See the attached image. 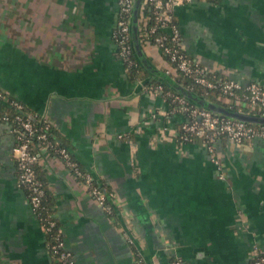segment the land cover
Listing matches in <instances>:
<instances>
[{
  "label": "crops",
  "instance_id": "0c3cea01",
  "mask_svg": "<svg viewBox=\"0 0 264 264\" xmlns=\"http://www.w3.org/2000/svg\"><path fill=\"white\" fill-rule=\"evenodd\" d=\"M118 0H0V86L47 117L114 211L42 149L44 178L74 264H252L264 253V139L180 141L184 115L146 84L171 79L158 45L133 26L146 69L133 79L112 32ZM186 52L207 69L264 86V0L175 7ZM15 137L0 120V264H58L26 190ZM132 237L133 241L129 238Z\"/></svg>",
  "mask_w": 264,
  "mask_h": 264
},
{
  "label": "built area",
  "instance_id": "2783aa9c",
  "mask_svg": "<svg viewBox=\"0 0 264 264\" xmlns=\"http://www.w3.org/2000/svg\"><path fill=\"white\" fill-rule=\"evenodd\" d=\"M118 1L117 25L112 35L117 43L118 54L128 69L136 62L133 56L135 54L133 19L136 0ZM191 1L193 0H142L140 5L144 3L145 9L149 8L151 12H147L148 15L141 20L143 23L139 25L140 35L156 43L182 74L192 77L196 82L209 88H220L225 96L238 101L235 105L243 107L246 102L257 104L261 107L259 110L248 111L264 115L263 85L256 81L243 84L235 78L210 71L198 59L186 52L179 24L175 20V7ZM165 72L174 74L170 68L165 69ZM162 88L163 86L158 84L153 89L159 92ZM169 96L172 108L184 115L177 135H180L185 142L202 139L211 153L212 160L218 166H221L215 146L218 138L226 136L237 142H242L244 138L264 139V124L254 127L249 124L251 122L193 104L184 94L169 92ZM0 120L8 123L9 130L15 137L13 152L18 171L17 183L26 190L31 208L47 235L52 253L58 257L60 264H74L73 251L66 244L62 230L57 225L55 213H44L45 183L37 175L42 149L50 150L62 158L72 172L85 181L96 202L109 212H112L115 192L99 184L90 171L80 167L71 149L61 145L55 138L53 124L47 117L29 109L21 99L1 86ZM129 240L133 241V238L130 237ZM172 264H189V262L176 257ZM252 264H264V253L258 252L254 255Z\"/></svg>",
  "mask_w": 264,
  "mask_h": 264
},
{
  "label": "trees",
  "instance_id": "16d2710c",
  "mask_svg": "<svg viewBox=\"0 0 264 264\" xmlns=\"http://www.w3.org/2000/svg\"><path fill=\"white\" fill-rule=\"evenodd\" d=\"M146 11L147 12H151L149 8H147ZM175 20H176V18H175ZM152 22L153 21L151 20L150 23H152ZM142 23L143 22H140V24H142ZM140 36L142 38H146L143 35H140ZM133 56L135 57V61L136 62L131 67H128L127 70L129 72V75L133 79H144L145 76L147 75L146 74V69L142 65L141 61L137 59L136 55L134 54ZM164 56H166V58L175 66V63L172 62L168 58L167 55L164 54ZM167 75L171 78V79H169V78L166 79V80L170 81V84L169 83H165L163 80H149V81H146V84H148L152 88H154L158 84H161L163 86V88H162V90H160V92L165 94L168 97V100H170L169 92H173V93H176V94L183 95V92L187 91V92L192 93V94H194L196 96L205 97L209 101L216 102V103L222 104V105H226L227 107H230V108L239 109V110H243V111H248L247 108L241 107L239 105L232 104V103L224 100L223 96H225V95L223 94V92H222V90L220 88H209V87H207L205 85H202L201 83L196 82L192 77H189V76H186V75L182 74L178 69H177L176 72H174V74H167ZM223 76H225V75H223ZM189 101L191 103H193V104H197L194 100H192V98L191 99L189 98ZM220 114H224V113H220ZM185 116L188 117L187 114H185ZM249 124L253 125L254 127H259L260 126L259 123L251 122ZM221 138H227V137L226 136H222ZM178 139L180 141H182V138L180 137V135H178ZM243 140H250V138H244ZM61 145H66V144L62 142ZM37 175L45 183L46 193H45V195L43 197V204L45 206L44 207V213L45 214L54 213L55 212L54 206H53L51 197L48 194V189H47L46 182H45L44 178L42 177V175L39 173L38 167H37ZM113 211H114V205H112V212ZM57 225L60 226L58 219H57ZM49 238H51L50 235H49ZM54 256L57 258L58 264H60V261H59L58 257L55 254H54ZM142 264H144V263H142Z\"/></svg>",
  "mask_w": 264,
  "mask_h": 264
},
{
  "label": "water",
  "instance_id": "95a60500",
  "mask_svg": "<svg viewBox=\"0 0 264 264\" xmlns=\"http://www.w3.org/2000/svg\"><path fill=\"white\" fill-rule=\"evenodd\" d=\"M141 1L142 0H136L135 10H134V19H133L134 29H137V27H135V22L137 21V17H138V13H139L138 10H139V5H140ZM183 94L190 99L192 98V100H194L200 106L207 107L213 111L221 112V113H224V114H226L228 116H232V117H237V118L242 119V120L247 121V122L264 124V115H262V114L230 108V107H227L226 105H222V104H218L216 102L209 101L205 97L196 96V95L189 93L187 91H184Z\"/></svg>",
  "mask_w": 264,
  "mask_h": 264
},
{
  "label": "rangeland",
  "instance_id": "374dc122",
  "mask_svg": "<svg viewBox=\"0 0 264 264\" xmlns=\"http://www.w3.org/2000/svg\"><path fill=\"white\" fill-rule=\"evenodd\" d=\"M138 12H139V15H140V20H142V19L144 20V18L146 17V15H148V13H147V11H146V9L144 7V3H142L139 6ZM152 43L155 44V45H157L153 41H152ZM163 58L168 62V67L170 69H172L173 72H176L177 71L176 67L166 58V56L163 55ZM223 99L226 100V101H228V102H230V103H232V104H238V101L235 100L232 97L223 96ZM243 107L244 108H247L248 110H259L261 108L259 105H257V104L254 105V104H251L249 102H246Z\"/></svg>",
  "mask_w": 264,
  "mask_h": 264
}]
</instances>
